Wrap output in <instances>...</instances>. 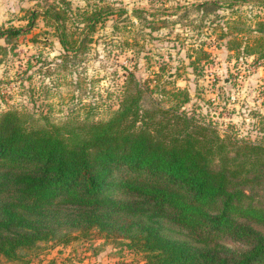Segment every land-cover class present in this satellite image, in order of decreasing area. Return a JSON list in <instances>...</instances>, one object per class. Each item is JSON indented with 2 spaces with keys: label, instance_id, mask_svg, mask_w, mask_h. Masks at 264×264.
Returning <instances> with one entry per match:
<instances>
[{
  "label": "trees",
  "instance_id": "1",
  "mask_svg": "<svg viewBox=\"0 0 264 264\" xmlns=\"http://www.w3.org/2000/svg\"><path fill=\"white\" fill-rule=\"evenodd\" d=\"M197 5L205 17L220 1ZM111 12L37 0L26 25L0 37L16 38L40 16L52 24L65 50L56 68L69 73V97L77 98L89 83L77 69L88 31ZM251 18H223L219 36L264 57V17ZM7 49L0 47V61ZM123 81L105 118L86 111L60 119L24 104L0 111V264H31L38 255L40 264L43 248L79 238L124 239L144 264H264V142L221 134L212 121L178 110L183 90L168 91L182 97L163 105L152 96L159 88L131 70Z\"/></svg>",
  "mask_w": 264,
  "mask_h": 264
},
{
  "label": "rangeland",
  "instance_id": "2",
  "mask_svg": "<svg viewBox=\"0 0 264 264\" xmlns=\"http://www.w3.org/2000/svg\"><path fill=\"white\" fill-rule=\"evenodd\" d=\"M219 1L220 5L203 17V9L197 4L191 7H168L169 0H149L146 6L129 7L124 4V0H89L87 8L102 5L112 7V12L88 31L90 38L86 52L77 69L86 75L89 83L85 94L76 93L77 98L69 97V73L63 68H56V63L61 60L65 50L53 34L52 24L40 16L30 30L5 41L10 47L2 55L0 64L16 61L18 66L14 78L0 80V100L6 108L11 106L9 102L13 95L4 89L18 83L19 95L27 96L28 99L25 106H36L38 110L60 119L69 113L85 116L86 111H89L87 116L91 119L105 118L112 109L118 107L124 89L123 80L127 71L131 70L140 82L145 81L150 87L159 88L152 92V96L155 99L162 96L163 105H170L182 97L168 91L183 90L188 97L178 104V110L193 114L201 121H212L221 134L228 132L264 142V57L255 53L246 54L242 45L227 47L228 36H219L223 18L226 21L239 19L242 23L252 20L251 15L242 11L247 5H252L257 9L255 13L264 17V0H231L229 5L223 0ZM73 10L81 9L77 7ZM221 10H226V14L221 15ZM21 11L26 12L23 9ZM193 11L201 13L198 24L187 19ZM170 16H177V19L170 21L167 19ZM19 19L27 22L25 14ZM178 23L182 28H191L195 36L181 38L176 33L174 39L165 38L176 51L177 57L180 50L187 49L183 58L170 63L174 59L171 52L168 53V61H164L163 54L159 52L153 55L155 44L160 39L153 33L168 28L169 37H172ZM70 24L71 21L67 20L66 25ZM77 25L83 26V22L80 21ZM242 33L241 42L247 32ZM189 39L193 43H188ZM246 39L252 38L248 35ZM196 47L202 51H198ZM25 49L29 51L26 52ZM128 52L133 55H126ZM25 56L26 60L23 59ZM221 56L224 57V64L231 66L227 68L229 75L224 77V84L231 85L227 92L220 85V77L216 74H212L210 86L200 84L210 70L219 65ZM93 62L99 63V70L90 77L88 72ZM93 71L97 72L96 69ZM8 72L9 69L6 68L4 75L7 76ZM181 81L184 82L182 88L179 86ZM105 82H108V87H103ZM162 86L167 90L165 93L160 89ZM37 104H42L44 108L37 107ZM236 117L239 118V124L234 122ZM165 233L175 237L184 236V233L175 229H166ZM228 244L238 246L233 242ZM42 252L45 254L41 256L44 258L40 264H144L141 254L129 249L124 239L79 238L46 250L43 248ZM37 257L39 255L32 258L31 264H36ZM52 258L53 263H48Z\"/></svg>",
  "mask_w": 264,
  "mask_h": 264
},
{
  "label": "clouds",
  "instance_id": "3",
  "mask_svg": "<svg viewBox=\"0 0 264 264\" xmlns=\"http://www.w3.org/2000/svg\"><path fill=\"white\" fill-rule=\"evenodd\" d=\"M36 2L37 0H0V30L22 28L27 22L19 19L21 16L24 15V12H22L21 10L23 9L27 11V10L33 9L36 6ZM55 2L59 3V0H55ZM88 2L89 0H68V3L71 4L73 9L79 7L81 11L87 8ZM148 3H149V0H124V4L129 7L133 5L137 7H143V6L148 5ZM198 3H203V0H169L168 7H176L177 5L183 6V7H191ZM242 11L248 15H252L257 11V9L253 8L252 5H247L242 9ZM220 14L221 15L226 14V10H221ZM178 15L179 13L177 14V16ZM200 15L201 13L193 11L190 13L187 19L192 21L194 24H198L200 23V20H199ZM177 16H170L167 19H169L170 21H174L177 19ZM176 33H179L181 35V38H184V37L191 38L195 36V32H193L191 28L189 27L182 28L179 23L176 24L173 30L172 37H169L168 28H162L160 29V31L153 33L154 36L160 38L155 44L153 55H155L156 52H159L163 54L164 61H168V53L171 52V55L173 56L174 59L170 63H176L179 61V59L183 58L184 52L187 49L185 48V49L180 50L179 57H177V53L176 51L172 49V45L170 43H167L165 40V38L174 39ZM161 40H165V42H161ZM188 43H193V41L189 39ZM0 47H3V48L10 47L9 45L5 43L4 37H0ZM21 47H23V45H21ZM149 47H153V46L149 45ZM25 51L28 52L29 49H25ZM8 55L9 57H11L12 55L11 52H9ZM53 55H55V53H53ZM126 55L131 56L133 54L131 52H128L126 53ZM103 56H104V53H103V50H101V57L103 58ZM23 59L26 60L27 57L25 56ZM157 59H159V57H157ZM121 60L123 61V57L121 58ZM185 63H187L186 60H185ZM17 66H18V62L16 61H12L11 64H8V63L0 64V80L14 78L16 71H17ZM229 67L231 66L224 64V57L221 56L219 65L216 68L211 69L210 72L206 75V79L201 80L200 84L210 86L212 74H216V75H219L220 77V85L223 86L225 92H227L231 88V85L224 84V77H227L229 75V72L227 71V68ZM6 68L9 69L7 76L4 75ZM93 69H96L97 72H94ZM98 70H99V63L93 62V64L89 68L88 75L90 77L93 75H96L98 73ZM188 71H189V74H191V69H189ZM36 79L38 81L39 77H37ZM45 83H47V81H45ZM179 86L181 88L184 87V82L181 81ZM103 87H108V82H105ZM193 87L195 86L193 85ZM4 90L10 92L13 95V99L9 102L11 105H21V104L28 103L27 96L19 95L20 85L18 83L13 84L11 88H5ZM0 110H5V111L7 110L2 100H0ZM234 122L239 124V118L238 117L234 118Z\"/></svg>",
  "mask_w": 264,
  "mask_h": 264
}]
</instances>
